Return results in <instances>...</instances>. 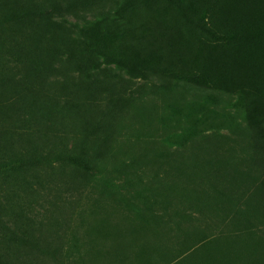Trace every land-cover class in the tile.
<instances>
[{
  "label": "rangeland",
  "instance_id": "obj_1",
  "mask_svg": "<svg viewBox=\"0 0 264 264\" xmlns=\"http://www.w3.org/2000/svg\"><path fill=\"white\" fill-rule=\"evenodd\" d=\"M171 15L168 0H0V162H23L0 173V264L258 260L239 97L137 55Z\"/></svg>",
  "mask_w": 264,
  "mask_h": 264
},
{
  "label": "trees",
  "instance_id": "obj_2",
  "mask_svg": "<svg viewBox=\"0 0 264 264\" xmlns=\"http://www.w3.org/2000/svg\"><path fill=\"white\" fill-rule=\"evenodd\" d=\"M173 16L149 26L141 52L152 71L185 84L237 95L254 130L251 158L258 171V199L248 197L246 217L259 222L249 232L253 264H264V0H168ZM88 169L83 159L62 158ZM22 161L0 162V173L22 168ZM254 203V206L252 205ZM239 233V232H237ZM236 233V234H237ZM116 264L128 253L118 249ZM125 253V254H122Z\"/></svg>",
  "mask_w": 264,
  "mask_h": 264
}]
</instances>
